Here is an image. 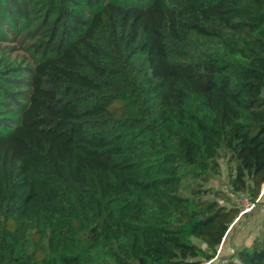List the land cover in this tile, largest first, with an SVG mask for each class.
<instances>
[{
    "label": "trees",
    "instance_id": "obj_1",
    "mask_svg": "<svg viewBox=\"0 0 264 264\" xmlns=\"http://www.w3.org/2000/svg\"><path fill=\"white\" fill-rule=\"evenodd\" d=\"M0 42V264H264L216 260L264 213V0H0Z\"/></svg>",
    "mask_w": 264,
    "mask_h": 264
},
{
    "label": "rangeland",
    "instance_id": "obj_2",
    "mask_svg": "<svg viewBox=\"0 0 264 264\" xmlns=\"http://www.w3.org/2000/svg\"><path fill=\"white\" fill-rule=\"evenodd\" d=\"M15 45V49L12 52V55L15 53H22L23 50L17 43H4L0 42V47L5 46H11ZM229 165L225 163V161L222 158L218 159V166L214 168V170L210 173L209 181L207 183L208 186L212 187V191L219 190V194H223L224 199L232 198L226 201L228 204H236L240 203L238 198L233 197L234 193L229 188V179H230V171H229ZM264 184L262 185V189L260 193H263L264 191ZM237 205V204H236ZM240 210H243V206L237 205ZM239 218V217H238ZM236 218L232 225H230L228 229V233L226 237H224V240L222 241L221 245L218 248L217 252V259L218 261H221L223 259H226L227 256H229L233 249L239 245H248L251 240L254 238V236L260 234L264 228V213H263V205L262 203H258L255 206L252 207V209L248 212H246L243 216H241L239 219ZM237 220V221H236ZM199 244H201L199 241H197ZM215 260V261H216ZM204 262L203 264H205ZM208 263V262H207Z\"/></svg>",
    "mask_w": 264,
    "mask_h": 264
},
{
    "label": "built area",
    "instance_id": "obj_3",
    "mask_svg": "<svg viewBox=\"0 0 264 264\" xmlns=\"http://www.w3.org/2000/svg\"><path fill=\"white\" fill-rule=\"evenodd\" d=\"M236 198H238L239 200V204H241L244 208L242 211H240V214L245 212V211H248L252 206H253V203L251 202V200H249V198L243 194V193H239ZM236 198H235V201H236ZM205 264H208L207 262Z\"/></svg>",
    "mask_w": 264,
    "mask_h": 264
},
{
    "label": "water",
    "instance_id": "obj_4",
    "mask_svg": "<svg viewBox=\"0 0 264 264\" xmlns=\"http://www.w3.org/2000/svg\"><path fill=\"white\" fill-rule=\"evenodd\" d=\"M264 189V188H263Z\"/></svg>",
    "mask_w": 264,
    "mask_h": 264
}]
</instances>
